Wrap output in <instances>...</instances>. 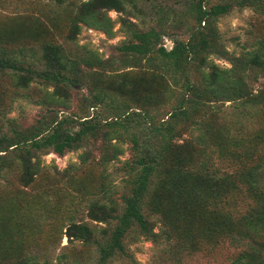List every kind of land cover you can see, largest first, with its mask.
Listing matches in <instances>:
<instances>
[{"label": "trees", "instance_id": "16d2710c", "mask_svg": "<svg viewBox=\"0 0 264 264\" xmlns=\"http://www.w3.org/2000/svg\"><path fill=\"white\" fill-rule=\"evenodd\" d=\"M50 1L73 10L69 18L72 39L81 25L112 35L109 10L125 14L121 19L128 39L114 46L111 58L102 59L85 47L72 57L60 44L37 38L34 15L19 13L16 16L27 30L25 37L38 43L40 53L35 62H29L26 42H20L17 49L0 46V94L9 91L10 97L30 98L25 92L36 81L61 85L64 90L76 85L82 89L85 84L80 83L78 74L83 66L103 74L137 67L150 76L149 85L160 82L164 94L174 102L160 116L156 110L164 105L162 92L149 89L138 99L137 109L126 103L118 106L112 94L125 95L130 88H117L114 80V88L101 84L92 96L83 95L87 109L102 108L106 100L119 107L115 112L112 108L113 116L104 124L96 111L79 118L80 127L71 131L76 114L59 118L56 108L61 102L57 97L48 98L49 109L58 113L51 120L44 115L21 127L7 119L9 133L0 130V177L16 171L23 186L41 173L38 154L51 151L63 155L97 135L105 141L120 140L117 128L137 120H143L146 133L144 130L141 137L136 132L130 134L135 154L126 164L130 178L125 180L128 192L121 196V206L112 197V188L102 184L103 202L92 200L88 210L89 218L100 225L69 219L52 232L53 237L57 232L63 234L69 242L78 240L87 248L85 257L45 254L36 237L39 230H32L34 223L29 220L18 223L11 234L10 228L0 230V264H124L117 263L121 259L136 264L128 245L140 239L152 242L153 264H190L202 256L211 258L218 247L233 250L219 264H264V148L251 164L255 153L247 149L240 155L242 168L236 175H220L216 151L221 154L228 138L245 135L252 128L242 120H235L234 126L214 127L227 101L235 102L234 110L244 118L248 115L264 124V80L256 86L264 78V37L254 38L249 49L235 55L228 51L216 27L218 19L236 6L253 7L264 14V0ZM132 19H139L140 24ZM7 24L0 22V41H7V34L14 31L5 28ZM169 29L183 30L185 37L172 38V46L167 48L161 39ZM211 55L226 58L230 67L215 64ZM107 89H113L112 93ZM36 103L42 106L45 102L39 99ZM263 134L256 133L254 139L261 140ZM119 151L114 145L102 161L116 158ZM37 213L49 225L61 219L45 206L38 207ZM13 238H19L21 245L12 244Z\"/></svg>", "mask_w": 264, "mask_h": 264}, {"label": "rangeland", "instance_id": "374dc122", "mask_svg": "<svg viewBox=\"0 0 264 264\" xmlns=\"http://www.w3.org/2000/svg\"><path fill=\"white\" fill-rule=\"evenodd\" d=\"M169 2L172 3L174 0ZM72 11L69 6L59 5L50 0H0V22H9L5 26L7 29L14 28L13 32L7 34V41H0V46L17 49L20 42L23 44L26 42L25 46L27 47L25 49L27 50V56H30L29 58L26 57V60L28 58L29 62H35L40 53L39 45L37 42L35 44L30 36L29 39L25 37L27 30L20 25L19 17L16 16L24 12H30L29 15H34L36 28L43 32L36 31L38 32V34L36 33L37 38H48L52 42L60 44L65 54L72 57L78 56L83 51L82 47H85L97 52L102 59L111 58L110 56H114V46L128 39L125 27H122L121 19L125 14L115 10L108 11V15L113 20L112 35L108 36L100 30L81 25L79 32L72 39L70 38L71 27L69 22ZM132 20L140 24L139 19ZM216 27L220 31L228 51L239 55L250 48L254 38L264 37V14L257 13L253 7L240 8L236 6L218 19ZM184 37L183 30L169 29L168 35L162 37L161 43L170 48L172 38ZM33 52H35L34 55H31ZM210 58L220 67H230V63L226 58L213 55ZM34 67H36V64H34ZM80 69L81 72L78 77L80 83L85 84V87H82L83 90L79 87L76 89L77 85L68 86L64 90L61 85L55 86L54 84H43L36 81L32 82L31 88H28L25 92L30 98L17 97L15 94L10 97L8 96L9 91L1 93L0 125L3 126V129L0 130L9 133L7 119L21 127H28L44 115L47 116V120H51L58 113L59 118L66 114H76L75 121L70 124L71 131H75L80 127L79 118L85 115L92 116L96 114V111L100 112L102 124L109 122L113 116L112 108L115 112V110H119V107L116 109V105L111 103V100H106L102 108L87 109L83 95L92 96L94 88L101 84L105 85L104 87L114 88V80L118 81L117 88L119 87L122 90H124L123 88H130V92H125V95L112 94L118 106L126 103L132 110L137 109L139 106L138 99L145 90L149 91V89L153 93L162 92L164 105L156 110L160 116H163L165 109L167 110L174 102L167 97V94H164V87L160 82L153 81L152 85L148 84L150 76L143 75V69L141 68L128 67L117 71L115 74H103L97 68L88 70L84 66ZM263 80L264 78H261L256 86H259ZM56 90L57 92L54 93ZM112 90L107 89V92L112 93ZM31 91H34V93ZM49 97H57L61 102L60 107L56 108L59 111L57 114L49 109ZM39 99L45 102L42 106L36 103L39 102ZM234 104L235 102L230 103V101L222 104L223 111L216 116L214 127L227 124L234 126L235 120H242L245 126L252 129L245 135L228 138L221 154L216 151L219 174L226 176L230 173L235 174L237 170L242 168L238 157L243 155L247 149L251 153H255L254 159L250 162L251 164L264 148V134L261 140L254 139L256 133L260 134L264 131L262 121L257 118H248V115H245L244 118L243 114H239V111L234 110L232 106ZM250 112L253 113L252 110ZM103 129H106V127L103 126ZM144 130L146 133L143 120H137L127 127L117 128L120 140L112 138L111 141H105L97 135L83 141L80 147L68 150L63 155H57L51 151L38 154L41 173L28 186H23L16 171L3 173L0 177V230L10 228L8 234H11L18 223H26L31 220V223H34L32 224V230H39L36 237L39 240V246L46 251L45 254L56 257L60 253H65L68 257L77 259L85 257L87 248L81 246L78 240L74 239L69 242L63 234L57 232L53 237L52 232L55 228H59V224L68 223L69 219L84 222L91 226L99 224L89 218L88 210L89 203L92 200L98 199L97 201L103 202L104 194H100L99 191L102 184L112 188V197L121 206V196L128 192V185L125 180L130 178L126 164L132 161L135 154L131 148L130 134L136 132L140 136L144 133ZM114 145L120 148L116 158L103 162V154L110 153ZM239 190L241 193L243 192L242 189ZM9 203H12L11 207L13 209H10ZM43 206L55 212V216L58 215L61 218L60 221L49 225L45 222L46 219L41 213L35 214L37 208ZM11 242H13L12 244L21 245L19 238H13ZM128 249L134 260H136V264H153L151 261L153 244L150 240L140 239L129 243ZM212 252L213 256L211 258L202 256L190 264H219V261L226 258L233 250L218 247ZM117 263L134 264L133 261L124 259Z\"/></svg>", "mask_w": 264, "mask_h": 264}]
</instances>
